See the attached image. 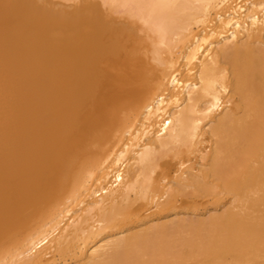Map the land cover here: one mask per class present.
Listing matches in <instances>:
<instances>
[{"label":"bare ground","instance_id":"obj_1","mask_svg":"<svg viewBox=\"0 0 264 264\" xmlns=\"http://www.w3.org/2000/svg\"><path fill=\"white\" fill-rule=\"evenodd\" d=\"M0 264H264V0H0Z\"/></svg>","mask_w":264,"mask_h":264},{"label":"rangeland","instance_id":"obj_2","mask_svg":"<svg viewBox=\"0 0 264 264\" xmlns=\"http://www.w3.org/2000/svg\"><path fill=\"white\" fill-rule=\"evenodd\" d=\"M179 211H178V216H186V217H189V216H192L193 215V213L192 212H190V211H187V210H183V209H178ZM186 211V212H185ZM214 211V212H213ZM221 211L222 210H218V209H216V210H214V209H211V211H209V212H206L204 215L202 214L201 216L202 217H200V218H203V219H205V220H208L209 218H210V216L211 215H214V216H216V215H222V213H221ZM183 212V213H182ZM220 212V213H219ZM205 216V217H204ZM205 225H206V223H205ZM230 255H232V252L231 251H227ZM229 260H231V258L229 257Z\"/></svg>","mask_w":264,"mask_h":264}]
</instances>
